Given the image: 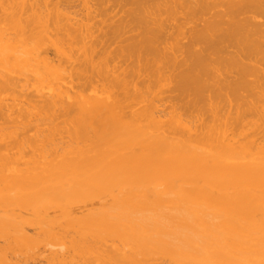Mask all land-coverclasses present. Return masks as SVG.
Returning <instances> with one entry per match:
<instances>
[{
	"label": "bare ground",
	"instance_id": "obj_1",
	"mask_svg": "<svg viewBox=\"0 0 264 264\" xmlns=\"http://www.w3.org/2000/svg\"><path fill=\"white\" fill-rule=\"evenodd\" d=\"M37 260L264 264V0H0V264Z\"/></svg>",
	"mask_w": 264,
	"mask_h": 264
},
{
	"label": "rangeland",
	"instance_id": "obj_2",
	"mask_svg": "<svg viewBox=\"0 0 264 264\" xmlns=\"http://www.w3.org/2000/svg\"><path fill=\"white\" fill-rule=\"evenodd\" d=\"M49 56L51 58H55V55H54V53L52 51H49ZM31 262H28L27 264H30ZM31 264H45V262L43 260H37V262L35 261V263H31Z\"/></svg>",
	"mask_w": 264,
	"mask_h": 264
}]
</instances>
